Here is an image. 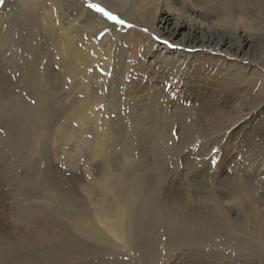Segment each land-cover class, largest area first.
<instances>
[{
  "label": "bare ground",
  "instance_id": "obj_1",
  "mask_svg": "<svg viewBox=\"0 0 264 264\" xmlns=\"http://www.w3.org/2000/svg\"><path fill=\"white\" fill-rule=\"evenodd\" d=\"M91 1L119 21L146 29L150 36L135 30L136 36L130 32L126 41L110 21L80 0H14L0 11V81L11 86L7 91L0 88V109L12 111L6 124L49 125L63 137L67 125L60 120L79 129L93 127L97 132L93 156L100 153L102 140L116 139L109 128L121 124L138 128L133 134L116 132L122 139L136 141L138 134V139L149 138L152 144L159 139L171 144L169 131L174 130L186 144L202 141L200 153L209 150L211 166L220 168L224 179L232 171L244 186L229 202H223L231 197L228 194L213 195L211 202L219 203L228 224L238 211L243 216L249 211L246 222L259 239L264 230V119L261 107L254 110L251 105L253 95L264 93V76L245 61L256 48L263 54L259 62L264 68V24L255 22L258 19L251 14L255 8L251 3L264 0ZM255 34H263L261 40ZM203 51L211 53L208 59H202ZM142 73L154 81L162 75L179 82L177 77L194 73L202 79L195 78L199 85L187 86L183 95L174 98L168 87L143 84ZM10 74L18 75L15 86ZM223 83L230 84L231 91L224 90ZM78 138L85 140L84 134ZM209 140L213 145L206 144ZM141 153L138 164L143 163ZM219 180L209 185H218ZM97 186L102 200L89 219L99 228L90 227L121 243L126 237L122 223L126 205L114 185L99 182ZM105 197L111 200L110 209L103 204ZM234 199L241 209L231 206Z\"/></svg>",
  "mask_w": 264,
  "mask_h": 264
},
{
  "label": "rangeland",
  "instance_id": "obj_2",
  "mask_svg": "<svg viewBox=\"0 0 264 264\" xmlns=\"http://www.w3.org/2000/svg\"><path fill=\"white\" fill-rule=\"evenodd\" d=\"M13 1L3 0L0 11ZM80 1L86 7L94 4L91 0ZM257 3H251V9L255 7L251 10L252 18L264 24V1ZM102 16L126 41L130 32L136 36L135 30L150 36L146 29ZM262 35H257L260 40ZM253 51V57L245 63L255 65L264 76L259 62L263 54L256 48ZM203 53L202 59L211 55L209 51ZM194 74L184 75V79L177 77L180 80L176 82L162 75L154 81L152 76L142 73L141 82L168 87L175 98L183 95L187 86L199 85L193 80L202 78ZM17 76L10 74L12 86L19 83ZM3 82L8 81H0L3 91L11 88L9 82ZM222 87L229 91L232 88L225 83ZM253 97L251 107L254 110L261 107L260 116L264 119V93ZM68 106L65 103V108ZM9 111L0 109V264H264V230L259 239L249 230L246 222L249 211H243L244 216L238 211L232 224H228L219 203L211 202L213 195L218 198L223 194L231 196L223 198V202H229L244 186L237 182L232 171L224 179L223 171L211 166L209 150L200 153L202 141L186 144L174 130L169 131L171 144H161L164 139L152 144L149 138L138 139V134L136 141L122 139L116 132L123 130L126 135L129 130L133 134L138 128L121 124V128H109L116 139L102 140L100 153L93 156L97 141L93 127L79 129L60 120L59 124L67 125V137L49 125L15 128L6 124L12 114ZM255 118L260 120L259 115ZM79 134H84L85 140H80ZM206 144L213 145L212 140ZM212 148L215 153L217 149ZM219 177L218 185H209ZM99 182L114 185L115 193L126 205L122 222L126 237L121 243L104 231L96 234L91 229L99 228L90 220L102 200L97 189ZM109 203L110 198L105 197L103 204L107 209L111 208ZM231 203L234 209H241L237 200ZM82 218L90 220V224H82Z\"/></svg>",
  "mask_w": 264,
  "mask_h": 264
},
{
  "label": "snow or ice",
  "instance_id": "obj_3",
  "mask_svg": "<svg viewBox=\"0 0 264 264\" xmlns=\"http://www.w3.org/2000/svg\"><path fill=\"white\" fill-rule=\"evenodd\" d=\"M0 3H3V0H0ZM90 8H94L97 12H100L102 15L107 16L110 19L115 20L116 18L112 16L110 13L106 12L102 7L96 4H89L88 5ZM120 23H123V21H118ZM164 43H168L167 41H164ZM169 47H173V45H169Z\"/></svg>",
  "mask_w": 264,
  "mask_h": 264
}]
</instances>
